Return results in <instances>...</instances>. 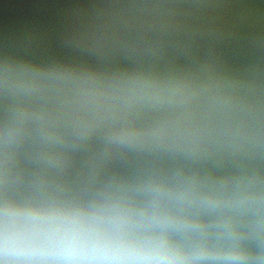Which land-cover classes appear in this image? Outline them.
Listing matches in <instances>:
<instances>
[{"label":"water","instance_id":"obj_1","mask_svg":"<svg viewBox=\"0 0 264 264\" xmlns=\"http://www.w3.org/2000/svg\"><path fill=\"white\" fill-rule=\"evenodd\" d=\"M264 264V0H0V207Z\"/></svg>","mask_w":264,"mask_h":264},{"label":"clouds","instance_id":"obj_2","mask_svg":"<svg viewBox=\"0 0 264 264\" xmlns=\"http://www.w3.org/2000/svg\"><path fill=\"white\" fill-rule=\"evenodd\" d=\"M0 264H188L165 233L77 208L0 207Z\"/></svg>","mask_w":264,"mask_h":264}]
</instances>
